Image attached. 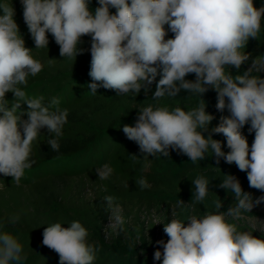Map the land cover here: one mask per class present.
<instances>
[{"label": "clouds", "instance_id": "obj_1", "mask_svg": "<svg viewBox=\"0 0 264 264\" xmlns=\"http://www.w3.org/2000/svg\"><path fill=\"white\" fill-rule=\"evenodd\" d=\"M89 3L21 0L35 49L48 48L47 34L51 33L60 56L76 59L81 37L90 35L88 75L92 82L88 88L93 94L103 87L114 90L117 96L138 95L142 89L147 95L155 83L154 100L175 98L181 90L199 98V103L188 110L179 106L142 107L135 125L123 126L127 139L143 154L144 170L150 167V156L169 157L170 150L186 155L193 163L210 153L217 164L221 159L235 164L247 173L250 188L264 192V78L253 74L264 70V60H253L247 70L239 71L250 59L243 49L261 31L264 7L256 8L253 0H97L99 6L93 12ZM0 13V174L18 184L34 163L33 142L41 129L50 134V148L59 151L58 138L67 123L68 110L59 107L57 97L45 103L43 96L26 95L23 88L28 77L39 74L43 65L33 58V49L25 46L12 5L0 0ZM169 31L174 35L166 39ZM231 68L238 74L226 71ZM188 74H194L195 80L185 79ZM209 89L217 93L216 109L221 113L227 110L229 115H222L206 137L204 132L215 119L202 99ZM9 92L14 94L10 106L6 99ZM22 104L27 105L26 112L20 111ZM24 115L27 119H22ZM246 124L250 125L249 133L255 134L251 147L242 133ZM213 134L225 137L227 153ZM130 157L138 160L135 154ZM95 172L103 181L114 169L104 163ZM136 183L141 189L149 187L144 177ZM192 184L191 202L203 204L209 180L197 175ZM218 187L233 195L234 206L220 212L222 202L217 200L216 212L191 216L187 226L178 219L164 224L168 240L156 242L163 252L158 248L155 260L162 257V264H264V240L228 222V218L239 220L264 203V196L254 200L231 174L223 175ZM104 201L111 213V226L122 227V207L112 196L104 197ZM177 203L185 205L182 200ZM18 220L16 215L9 222ZM88 237L87 228L79 221L70 222L68 227L55 222L44 229L42 243L59 255V264H94L99 249ZM26 258L19 240L0 230V264H23Z\"/></svg>", "mask_w": 264, "mask_h": 264}, {"label": "trees", "instance_id": "obj_2", "mask_svg": "<svg viewBox=\"0 0 264 264\" xmlns=\"http://www.w3.org/2000/svg\"><path fill=\"white\" fill-rule=\"evenodd\" d=\"M6 2L14 8V20L25 46L33 49V58L43 65L39 74L28 77L23 90L35 97L43 96L45 103L57 97L60 100L59 107L68 110L67 123L58 138L59 151L50 148V134L46 128L41 129L37 140L33 142L31 160L34 163L25 170L20 182L17 184L12 177L3 174L0 179V230L9 232L22 244L27 257L23 264H59V255L42 243L43 231L55 222L68 227L74 220L87 228L89 242L99 249L95 253L94 264H162V257L160 261L155 260L154 252L158 248L163 252L157 241L168 240L163 231L164 224L178 219L187 226V219L191 216L201 217L205 212H216L217 200L227 201V206L222 203L220 212L232 206L233 195L218 187L223 175H234L253 199L264 196V192L249 187L246 172L223 159L217 164L210 153L205 159L193 163L186 155L170 150L169 157L159 154L158 157L150 156V167L144 170L143 154L135 142L127 139L123 126H134L138 110L142 107L179 106L188 110L199 103V98L181 90L175 98L154 100L152 94L155 83L150 86L147 95L142 89L138 95L129 93L117 96L114 90L103 87L93 94L88 88L92 82L88 75L91 36L81 37L78 44L80 54L72 60L60 56L59 45L51 33L47 34L48 48L35 49L23 19L21 0ZM253 2L256 8L264 7V0ZM98 6L97 0H90L89 7L93 12ZM115 11L110 8L111 13ZM173 35L169 31L166 39ZM243 51L249 53L250 59L241 66L240 73L247 70L253 60H264V20L258 37L250 39ZM50 59H53L51 63ZM226 71L238 74L235 68ZM253 74L264 78V71ZM185 79L195 80V75L188 74ZM13 98V93H6L9 102ZM202 99L206 103V111L215 117L208 131L204 132L207 137L211 128L219 123L220 117L229 113L227 110L221 113L216 109L217 93L214 90L209 89ZM249 126L246 124L242 133L251 147L255 134L249 133ZM212 138L222 142L225 153L229 151L222 134H213ZM133 154L138 160L131 159L130 155ZM104 163H109L114 173L101 181L95 168ZM48 165L54 167L44 169ZM197 175L209 180V193L203 204L191 202L192 180ZM140 177L146 178L149 187H139L136 181ZM106 196L114 197L115 202L122 207L125 220L122 227L111 229L107 226L111 213L104 201ZM179 200L184 201L185 205L179 206ZM162 206L166 210L157 224L151 220L147 222V217L139 216L142 208H146L150 214L152 209L162 210ZM16 215L19 220L15 224L10 223V218ZM228 222L236 224L239 231H249L264 240V229L255 230L232 219Z\"/></svg>", "mask_w": 264, "mask_h": 264}, {"label": "rangeland", "instance_id": "obj_3", "mask_svg": "<svg viewBox=\"0 0 264 264\" xmlns=\"http://www.w3.org/2000/svg\"><path fill=\"white\" fill-rule=\"evenodd\" d=\"M262 71H264V70H262ZM26 95L29 98L35 97L34 95H31L29 93H26ZM11 103H13V101L9 102V106L11 105ZM20 111L26 112L27 111V105L22 104ZM22 119H27V116L26 115L22 116ZM53 167L54 166H52V165H48V166L44 167V169L53 168ZM1 178H2V174H0V179ZM255 199L256 198H254V200ZM231 200H232V205L234 206L235 200H233V199H231ZM222 203L227 206L226 200L222 201ZM228 207H230V206H228ZM164 210H166V207L162 206V210L152 209L150 211V214H149V211H146V208H142L139 216H140V218L147 217V219H146L147 222L151 220L152 222L157 224L161 220V217H162ZM224 212H226V211H224ZM229 219H231V218H228V220ZM236 221H238L239 224H241V225L249 226L250 228H253L255 230L264 229V203H261V204L255 206L251 212L244 213L242 218L239 220H236ZM112 223H113V221L111 219H109V221L107 222V226L111 229H114L111 226Z\"/></svg>", "mask_w": 264, "mask_h": 264}]
</instances>
